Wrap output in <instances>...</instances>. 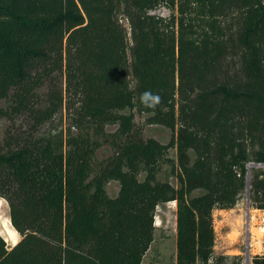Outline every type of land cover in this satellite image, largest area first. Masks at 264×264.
<instances>
[{
    "label": "trees",
    "instance_id": "16d2710c",
    "mask_svg": "<svg viewBox=\"0 0 264 264\" xmlns=\"http://www.w3.org/2000/svg\"><path fill=\"white\" fill-rule=\"evenodd\" d=\"M159 6L169 18L150 14ZM0 102L37 126L62 108L69 121L0 148V198L20 237L9 248L0 235V264H141L155 209L172 202L176 264H208L214 210L246 189L264 210V170L246 167L264 165V0H0ZM133 111L169 143L142 139ZM105 143L112 155L95 165ZM172 148L178 188L156 179Z\"/></svg>",
    "mask_w": 264,
    "mask_h": 264
},
{
    "label": "rangeland",
    "instance_id": "374dc122",
    "mask_svg": "<svg viewBox=\"0 0 264 264\" xmlns=\"http://www.w3.org/2000/svg\"><path fill=\"white\" fill-rule=\"evenodd\" d=\"M164 19L169 18L170 12L164 6L150 11ZM120 23L127 29V23L120 16ZM236 62L233 65L236 66ZM233 69H237V66ZM131 80V76H129ZM129 110L120 112L128 115ZM134 121L142 129V139H154L162 145H167L171 139V131L168 128L158 125L146 124L150 114L138 115L133 111ZM67 110L62 108L48 122L37 126L30 117L26 115H16L11 112L9 104L0 102V148L4 147L9 135L16 132H61L68 127ZM117 130V125H107L104 127L106 134H113ZM71 132H76L74 129ZM112 148L109 144H103L95 153V165L100 164L112 155ZM190 164L193 163L195 155L188 151ZM176 160V150H168L167 154L159 163V171L156 179L159 182H169L173 187L178 188V181L173 174L171 162ZM251 170L252 168H248ZM144 174L139 175V180H143ZM250 178V174L247 176ZM119 190L117 182L111 181L106 186V193L110 198H115ZM202 191H196L192 197L201 195ZM2 199V198H0ZM0 209V233L5 239L3 222L9 217V209L6 201ZM9 220V219H8ZM212 223L215 232V245L213 257L208 264H250L254 256H264V210H255L249 206L248 189L241 194L236 205L230 210H214L212 213ZM18 241L20 237H17ZM11 248L12 245L7 243ZM176 206L174 203L159 204L155 209L153 242L149 250L144 255L141 264H176Z\"/></svg>",
    "mask_w": 264,
    "mask_h": 264
},
{
    "label": "bare ground",
    "instance_id": "6f19581e",
    "mask_svg": "<svg viewBox=\"0 0 264 264\" xmlns=\"http://www.w3.org/2000/svg\"><path fill=\"white\" fill-rule=\"evenodd\" d=\"M172 203H174V205H175V202H172ZM2 204H3V200L0 199V209H1V207L3 206ZM8 219H9V217H7V218L5 219V221L3 222V230H4V233H5V241H6L7 243H9L10 245L14 246V245L17 244V242H18V239H17L18 234H17L16 231L11 227L10 222H9ZM0 235H1V233H0ZM1 236H2V235H1Z\"/></svg>",
    "mask_w": 264,
    "mask_h": 264
},
{
    "label": "built area",
    "instance_id": "2783aa9c",
    "mask_svg": "<svg viewBox=\"0 0 264 264\" xmlns=\"http://www.w3.org/2000/svg\"><path fill=\"white\" fill-rule=\"evenodd\" d=\"M246 167H247V169L251 167V168H259V169H263L264 170V165L261 164V163H248L246 165Z\"/></svg>",
    "mask_w": 264,
    "mask_h": 264
},
{
    "label": "water",
    "instance_id": "95a60500",
    "mask_svg": "<svg viewBox=\"0 0 264 264\" xmlns=\"http://www.w3.org/2000/svg\"><path fill=\"white\" fill-rule=\"evenodd\" d=\"M6 242V241H5ZM11 247H13V246H11Z\"/></svg>",
    "mask_w": 264,
    "mask_h": 264
}]
</instances>
